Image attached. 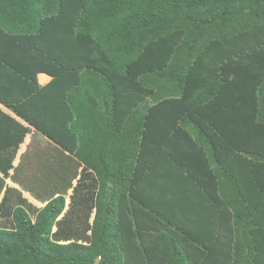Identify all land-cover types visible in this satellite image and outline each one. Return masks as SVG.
Segmentation results:
<instances>
[{"label":"trees","instance_id":"16d2710c","mask_svg":"<svg viewBox=\"0 0 264 264\" xmlns=\"http://www.w3.org/2000/svg\"><path fill=\"white\" fill-rule=\"evenodd\" d=\"M0 105V264H264V0H0Z\"/></svg>","mask_w":264,"mask_h":264},{"label":"crops","instance_id":"0c3cea01","mask_svg":"<svg viewBox=\"0 0 264 264\" xmlns=\"http://www.w3.org/2000/svg\"><path fill=\"white\" fill-rule=\"evenodd\" d=\"M52 77L48 75L47 73H39L38 74V80L42 85H45L51 81ZM0 107L10 113L12 116H16L13 112L5 108L4 106L0 105ZM46 139V140H44ZM46 141H49L45 136H42V134L36 132L33 128L32 130L26 135L24 142L20 145L16 158L14 160V166H20V172H18V177L20 181H13L10 178H8L7 184L10 187L18 189L22 193V197L26 198L30 204L37 208H42L47 203V195H44V191L52 190L53 180L56 177L55 174V167L56 165H61L66 161H70L71 159L67 157L62 151H60L55 144L50 142L52 145L47 144ZM59 160L57 163L55 160ZM62 161V163H61ZM55 162V163H54ZM37 169L41 173L30 172L31 168ZM14 171L11 170V173ZM55 174V175H54ZM38 178V179H37ZM39 180L41 183L37 186V189H40L41 192L33 191L31 192L28 190V188L31 186L29 182L33 181L35 182ZM77 181V180H76ZM55 182V181H54ZM76 182L73 185H75ZM70 190V189H69ZM68 190V191H69ZM28 192V193H27ZM33 197L31 200L30 196ZM72 194V190L70 195ZM70 195L69 199H70ZM2 198V195L0 197V200ZM36 201V202H35ZM43 203V206H38L37 203ZM66 207L62 214L60 215L59 219L64 218L63 229H66L67 227L69 229H76L75 226H77L79 221L75 219L73 216L74 212H68L70 207L74 209L75 205L70 204L68 202V198L66 195ZM69 218H68V217ZM74 220V221H71Z\"/></svg>","mask_w":264,"mask_h":264},{"label":"rangeland","instance_id":"374dc122","mask_svg":"<svg viewBox=\"0 0 264 264\" xmlns=\"http://www.w3.org/2000/svg\"><path fill=\"white\" fill-rule=\"evenodd\" d=\"M42 136H43V135H42ZM44 140H46V139H44ZM46 143L52 145L49 141H46ZM30 172H31V174H32V173H35V172L41 173L40 171H38L37 169H35V167H34V168H31ZM75 182H76V179L74 180V183H75ZM71 190H72V189H70V190L68 191V193H67L68 202H70V199H69V196H68V195H70ZM35 191H36V192H41L40 189H37V188H35ZM27 193H28V192H27ZM11 195H12V197L14 198V200H17V199H18V195H17V194L13 193V194H11ZM28 195L30 196V194H28ZM44 195L46 196V193H44ZM2 197H3V194H2ZM47 197H49V194H47ZM32 198H33V197L30 196V199H31V200L34 199V198H33V199H32ZM47 199H48V198H47ZM28 200H29V198H28ZM35 202H36V201H35ZM37 205H38V206H43L44 204H43L42 202H41V203L39 202V203H37ZM71 209H72V208H71ZM69 213H70V212H69ZM67 217H68V216H67ZM93 217H94V213L91 215L90 222L93 220ZM68 218H69V217H68ZM71 221H74V220H71ZM78 223H79V224H78L77 226H75V228H76V227L78 228L79 226H80V229L83 228V223H80V222H78ZM0 224H1V223H0ZM55 229H56V227L54 228V230H55ZM82 231H83V229H82ZM74 236L76 237V236H78V234H75Z\"/></svg>","mask_w":264,"mask_h":264}]
</instances>
